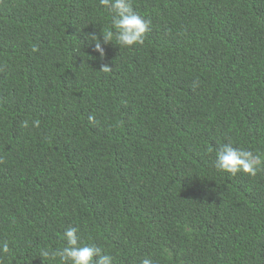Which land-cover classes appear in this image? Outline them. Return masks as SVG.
I'll return each instance as SVG.
<instances>
[{
	"label": "trees",
	"instance_id": "16d2710c",
	"mask_svg": "<svg viewBox=\"0 0 264 264\" xmlns=\"http://www.w3.org/2000/svg\"><path fill=\"white\" fill-rule=\"evenodd\" d=\"M132 6L121 48L100 0H0V264H60L72 228L113 264H264V171L215 168L264 160V0Z\"/></svg>",
	"mask_w": 264,
	"mask_h": 264
},
{
	"label": "clouds",
	"instance_id": "9594fccd",
	"mask_svg": "<svg viewBox=\"0 0 264 264\" xmlns=\"http://www.w3.org/2000/svg\"><path fill=\"white\" fill-rule=\"evenodd\" d=\"M102 7L110 9L113 13L112 27L113 31L103 33V44L112 43L115 38L117 44L121 48H132L136 45H143L145 37L151 27V21L146 20L137 14L132 6V0H100ZM88 39L95 42V51L100 53L101 59H104L106 53L101 45L100 39L91 35ZM32 51L39 52L38 47H33ZM113 68L104 65L100 72L110 74ZM195 87V85H194ZM89 123H95V117L89 118ZM32 127L39 128L40 122L33 121ZM21 127L28 129L30 124L24 121ZM6 163L0 159V164ZM215 168L224 173H228L235 177L243 173L250 177H256L258 171H264V160L258 156H254L252 152L247 150H237L231 144L222 146L217 153ZM78 230L69 229L64 233L66 246L61 250H42L40 257L44 260L55 261L59 259L60 264H113V257L105 255L102 248L97 246H81L78 236ZM11 249L7 243L2 246L4 255L10 254ZM141 264H152L150 259H144Z\"/></svg>",
	"mask_w": 264,
	"mask_h": 264
}]
</instances>
